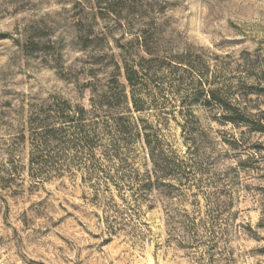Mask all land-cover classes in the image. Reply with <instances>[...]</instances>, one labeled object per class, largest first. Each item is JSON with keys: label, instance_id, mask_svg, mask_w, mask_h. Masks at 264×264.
Wrapping results in <instances>:
<instances>
[{"label": "rangeland", "instance_id": "rangeland-1", "mask_svg": "<svg viewBox=\"0 0 264 264\" xmlns=\"http://www.w3.org/2000/svg\"><path fill=\"white\" fill-rule=\"evenodd\" d=\"M126 1L134 24L148 13L169 45L201 53L216 81L264 111L246 95L264 66V0ZM95 2L0 0V264H264V135L184 107L190 81L167 71L134 89L135 111L118 49L131 37L97 19ZM69 117L95 123L115 150L100 148L103 167L124 180L66 152ZM137 127L182 162L181 186L123 187L150 168Z\"/></svg>", "mask_w": 264, "mask_h": 264}, {"label": "trees", "instance_id": "trees-1", "mask_svg": "<svg viewBox=\"0 0 264 264\" xmlns=\"http://www.w3.org/2000/svg\"><path fill=\"white\" fill-rule=\"evenodd\" d=\"M95 8L97 19L103 23L112 22L122 32L128 31L131 37L125 45L118 46V49L121 55L126 54L122 62V71L124 80L130 89V100L135 111L143 110V106L139 104L143 100L135 98L134 89L143 83L146 84L147 81H151L153 77H156L157 72L167 71L169 74H177L181 83L186 80L190 81L192 88L180 98V103L184 107L201 106L209 108V110L214 111V115L211 116L212 120L220 126L245 127L250 133L264 135V111L253 114L252 110L255 108L243 104L242 98H239L236 93L230 92V84L225 85L216 81V73L210 75L209 67L201 53L188 46L180 47L171 42L169 45L165 41L164 33L159 29L160 24L155 18L147 13L144 14L147 16H141L138 18L137 24H134V20L128 18L129 16H136L137 10L132 2L126 0H96ZM134 28H136L135 32H131ZM106 34L110 35V32H106ZM124 46H128V49L125 50ZM249 76L256 82L248 86L249 91L246 95H255L256 99H263L261 103L264 104V86H261V83L264 82V66H261L256 74H249ZM217 78L219 79V77ZM244 84L246 83L243 82ZM116 90L119 96L116 100L118 104L119 101L126 100V97L117 82ZM93 104V108L100 109V101ZM169 116L175 119L174 113L168 114L166 119ZM179 116L183 119L186 117L195 119L191 111H188V114L179 113ZM67 119L69 133L66 142H64L66 152H77L83 155L87 162L84 168L87 173L89 171L97 172V174L104 173L103 179L109 181L114 178L124 180L126 176H118V170H114L115 175L109 176L108 173L112 170L109 167L106 169L103 167L102 155L104 153L100 148L103 147L108 153L109 151L113 153L112 151L115 152V150L108 145L102 146L103 140L97 132L95 123L82 119V117L76 119L69 117ZM181 128L186 129L184 126ZM141 131L143 134L138 131L137 136L140 138L142 149L146 151L150 168L145 166L140 179L127 177L128 182L123 187L128 188L134 194L138 192L147 194L154 190H172L176 183L181 186L180 183L185 175L181 171L182 162L174 161L171 153L166 154L164 152L159 146L157 137L150 132V128H148L149 133L146 132L145 128H142ZM187 154L192 155L190 148H188ZM167 155H170V158H167ZM94 166L97 167V170ZM108 170L110 171L107 172ZM134 173H136L135 170ZM210 235H212V245L209 248L213 249L218 238L212 233ZM209 248L205 253L207 258L210 255Z\"/></svg>", "mask_w": 264, "mask_h": 264}]
</instances>
